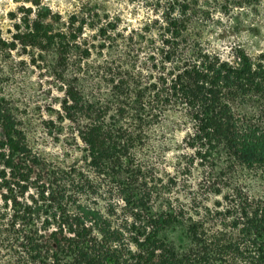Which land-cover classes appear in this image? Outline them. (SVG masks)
Instances as JSON below:
<instances>
[{
    "label": "trees",
    "instance_id": "1",
    "mask_svg": "<svg viewBox=\"0 0 264 264\" xmlns=\"http://www.w3.org/2000/svg\"><path fill=\"white\" fill-rule=\"evenodd\" d=\"M127 1L0 17V264H264L261 0Z\"/></svg>",
    "mask_w": 264,
    "mask_h": 264
},
{
    "label": "rangeland",
    "instance_id": "2",
    "mask_svg": "<svg viewBox=\"0 0 264 264\" xmlns=\"http://www.w3.org/2000/svg\"><path fill=\"white\" fill-rule=\"evenodd\" d=\"M31 0H0V17L5 25L10 22L7 14L17 12L21 6H28ZM46 6H49L54 12H59L66 16L79 10L83 5L89 3L90 6L98 8L100 11L114 15H120L123 22L133 26H139L147 16L146 10L137 3H130L127 0H40ZM262 7L258 8L257 13L245 17V25L250 26L253 31L249 33L248 39L254 47L250 51L258 50L261 44H264V0H261ZM262 9V10H261ZM32 97V96H31ZM33 100H36V96Z\"/></svg>",
    "mask_w": 264,
    "mask_h": 264
}]
</instances>
